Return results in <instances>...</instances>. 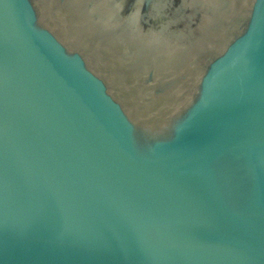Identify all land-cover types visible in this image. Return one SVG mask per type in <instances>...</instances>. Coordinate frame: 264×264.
Here are the masks:
<instances>
[{
	"label": "water",
	"instance_id": "1",
	"mask_svg": "<svg viewBox=\"0 0 264 264\" xmlns=\"http://www.w3.org/2000/svg\"><path fill=\"white\" fill-rule=\"evenodd\" d=\"M0 264H264V0H0Z\"/></svg>",
	"mask_w": 264,
	"mask_h": 264
}]
</instances>
